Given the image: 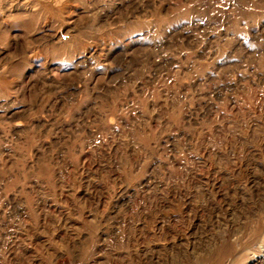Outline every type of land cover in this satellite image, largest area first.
Returning a JSON list of instances; mask_svg holds the SVG:
<instances>
[{
	"label": "rangeland",
	"instance_id": "rangeland-1",
	"mask_svg": "<svg viewBox=\"0 0 264 264\" xmlns=\"http://www.w3.org/2000/svg\"><path fill=\"white\" fill-rule=\"evenodd\" d=\"M0 264H264V0H0Z\"/></svg>",
	"mask_w": 264,
	"mask_h": 264
}]
</instances>
